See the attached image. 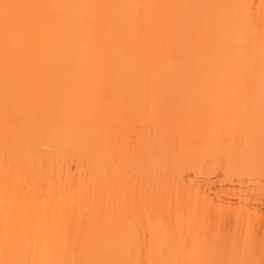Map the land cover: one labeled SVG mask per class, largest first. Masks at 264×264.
I'll return each instance as SVG.
<instances>
[{
	"label": "bare ground",
	"instance_id": "1",
	"mask_svg": "<svg viewBox=\"0 0 264 264\" xmlns=\"http://www.w3.org/2000/svg\"><path fill=\"white\" fill-rule=\"evenodd\" d=\"M0 264H264V0H0Z\"/></svg>",
	"mask_w": 264,
	"mask_h": 264
},
{
	"label": "snow or ice",
	"instance_id": "2",
	"mask_svg": "<svg viewBox=\"0 0 264 264\" xmlns=\"http://www.w3.org/2000/svg\"><path fill=\"white\" fill-rule=\"evenodd\" d=\"M9 7H11L10 5H4L5 9H8Z\"/></svg>",
	"mask_w": 264,
	"mask_h": 264
}]
</instances>
